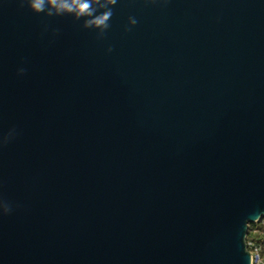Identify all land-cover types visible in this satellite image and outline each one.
Segmentation results:
<instances>
[{
	"label": "water",
	"instance_id": "1",
	"mask_svg": "<svg viewBox=\"0 0 264 264\" xmlns=\"http://www.w3.org/2000/svg\"><path fill=\"white\" fill-rule=\"evenodd\" d=\"M262 219L264 0H0V264H252Z\"/></svg>",
	"mask_w": 264,
	"mask_h": 264
},
{
	"label": "built area",
	"instance_id": "2",
	"mask_svg": "<svg viewBox=\"0 0 264 264\" xmlns=\"http://www.w3.org/2000/svg\"><path fill=\"white\" fill-rule=\"evenodd\" d=\"M260 224L258 229L251 233L247 248L252 255V264H264V219L255 223Z\"/></svg>",
	"mask_w": 264,
	"mask_h": 264
},
{
	"label": "trees",
	"instance_id": "3",
	"mask_svg": "<svg viewBox=\"0 0 264 264\" xmlns=\"http://www.w3.org/2000/svg\"><path fill=\"white\" fill-rule=\"evenodd\" d=\"M260 227V224H251L249 226V233H248V240L250 239L251 237V233L255 230V229H258Z\"/></svg>",
	"mask_w": 264,
	"mask_h": 264
},
{
	"label": "clouds",
	"instance_id": "4",
	"mask_svg": "<svg viewBox=\"0 0 264 264\" xmlns=\"http://www.w3.org/2000/svg\"><path fill=\"white\" fill-rule=\"evenodd\" d=\"M87 8H88V5L87 4H83L82 7H81V12H85L87 10ZM102 22H103L102 20L98 21V23H102Z\"/></svg>",
	"mask_w": 264,
	"mask_h": 264
}]
</instances>
